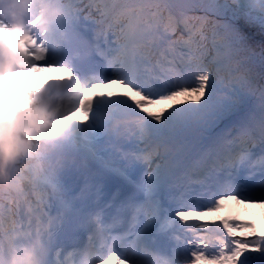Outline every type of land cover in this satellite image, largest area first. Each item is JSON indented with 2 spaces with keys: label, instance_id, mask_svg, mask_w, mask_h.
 Instances as JSON below:
<instances>
[{
  "label": "snow or ice",
  "instance_id": "obj_1",
  "mask_svg": "<svg viewBox=\"0 0 264 264\" xmlns=\"http://www.w3.org/2000/svg\"><path fill=\"white\" fill-rule=\"evenodd\" d=\"M62 5L63 135L0 184V264H264V0Z\"/></svg>",
  "mask_w": 264,
  "mask_h": 264
},
{
  "label": "rangeland",
  "instance_id": "obj_2",
  "mask_svg": "<svg viewBox=\"0 0 264 264\" xmlns=\"http://www.w3.org/2000/svg\"><path fill=\"white\" fill-rule=\"evenodd\" d=\"M41 1L37 0L38 4L34 6L30 3L24 5V11L21 17L16 20V22L24 26V35H29L30 40H32L31 50L29 52L35 57V62L23 71L0 72V110L3 113L5 112V101L7 98L15 96L19 90L24 91V102L22 99L14 102L16 113L5 116V127L7 129L6 140L16 152L14 160L6 166L7 179L17 161L27 158L28 162L39 163L40 153L43 149L57 142L58 137L63 135V132L58 130L52 123L51 118L45 114L47 107L42 108L38 104L40 96L34 93L37 90L35 87L36 83L38 85L44 75L57 73V70L50 68H45V71L42 73H34V68L39 64L37 56L51 42L47 31H45V27H43V31H40L39 28L40 32L36 28L29 29V26L32 27L43 16L41 15V9H43L41 7ZM52 1L56 3V17L59 19L68 17L62 5V0ZM31 12L36 13V15L31 17ZM26 13L27 16H25ZM1 31H5L4 28ZM9 36L20 43L25 42L23 37L17 35ZM25 106L28 107L27 110L24 108ZM26 118L33 120V122L30 124L25 123L24 119ZM32 126L35 127L34 129L39 130L38 137H31L33 136ZM243 215L246 217L245 219L251 218L246 214Z\"/></svg>",
  "mask_w": 264,
  "mask_h": 264
},
{
  "label": "bare ground",
  "instance_id": "obj_3",
  "mask_svg": "<svg viewBox=\"0 0 264 264\" xmlns=\"http://www.w3.org/2000/svg\"><path fill=\"white\" fill-rule=\"evenodd\" d=\"M28 3H30L31 5L38 4L37 0H28ZM41 7L43 8V9H41V11H42V14H44V16H43L42 19H38L35 22V28L38 29V32L43 31V27L42 26H44V25L46 26L45 27V31H46L48 29V24L49 23L51 24L52 20L57 19V17H55L56 7H55V4L52 2V0H42ZM10 24L12 25L11 35H18L20 37H23L27 42L31 41L29 39V35L28 36L27 35L24 36L23 29L19 26V24L16 21L11 22ZM39 28H40V31H39ZM29 29H33V28H29ZM49 30L52 31V33H53V36H51L52 42H50L47 45V47L45 48V50L43 49L39 53V55L37 56V58H38L37 61L39 62V64H38V66H36L34 68V71H35L34 73H36V74L38 72L42 73V72L45 71V68H43L41 63H40V61L43 60V58L45 56V53L49 49H55V48H57L59 46V44H56V38H58L60 33H61L60 27L59 26H55L53 28L51 27V28H49ZM54 70H57V69H54ZM57 72H60V71L57 70ZM31 75H34V74H31ZM46 76L47 75H44L42 78H44ZM35 87H36L37 90L35 89L36 91L34 93L38 94L37 96H40L38 104L42 108L47 107L46 111H45V114H48L52 110V106L51 105H52V103H55V100L50 95L49 91L41 83H39L38 85L36 83ZM23 94H24V91L23 90H19L18 92H16L15 96H11V97L7 98V100L5 101L6 104H5L4 116H9V115H12V114L16 113L14 102L16 100H19V99L20 100L22 99V101L24 102ZM24 108L26 110L28 109V107H26V106ZM24 122L27 123V124H30L31 122H33V120H31L29 118H26V119H24ZM31 128L34 129L35 127L32 126ZM38 136H39V130L36 129V133L34 134V136H31V137L34 138V137H38ZM61 137L62 136H59L58 138L60 139ZM231 209L234 212L238 210L235 205L233 206V204L231 205ZM244 218H246V217H244ZM247 218H249V217H247ZM13 257L16 258L18 264H27V261L25 259L24 253L21 250V248H19L15 253H13V255H11V256H9L7 258V264H8V261L11 258H13Z\"/></svg>",
  "mask_w": 264,
  "mask_h": 264
},
{
  "label": "clouds",
  "instance_id": "obj_4",
  "mask_svg": "<svg viewBox=\"0 0 264 264\" xmlns=\"http://www.w3.org/2000/svg\"><path fill=\"white\" fill-rule=\"evenodd\" d=\"M28 0H0V18L18 19L23 11L24 5ZM7 129L5 127V116L0 110V184L7 182L6 166L11 163L16 152L14 148L7 142ZM27 264H40L39 262V241H33L21 246ZM8 264H18L15 257L8 261Z\"/></svg>",
  "mask_w": 264,
  "mask_h": 264
}]
</instances>
